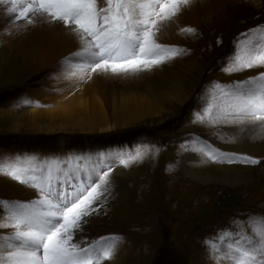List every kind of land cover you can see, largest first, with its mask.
<instances>
[{"label": "rangeland", "instance_id": "374dc122", "mask_svg": "<svg viewBox=\"0 0 264 264\" xmlns=\"http://www.w3.org/2000/svg\"><path fill=\"white\" fill-rule=\"evenodd\" d=\"M213 13L202 18L201 26H180L177 34L182 42L166 45L187 51L157 66L168 77L172 71L179 72L191 57L195 59L194 65L204 67L195 82L190 73L186 74L185 84L195 85L189 100L182 105L169 104L170 111L163 117L148 115L145 122L107 133L86 134L75 127L74 131L52 134L23 125L12 128L9 122L10 115L23 109L55 107L54 102L43 101L63 91L57 68L61 65L65 76L82 74L61 64L73 52L40 71H34L18 58L6 62L5 68L0 67V159L3 161L0 200L26 201L31 191L38 195L31 185L6 174L8 164L31 167L45 159L49 162L55 159L61 164L65 161L83 166L91 159V150H102L105 155L120 153L125 159L139 151L142 159L130 162L127 167L118 161L111 166L107 203L97 206L94 214L99 217L102 232L96 238L112 233L123 237L113 258L105 264H118V255L125 256L127 264H221L222 257H212L206 241L218 242L221 229L232 232L243 229L251 234L247 224L249 215H264V148L257 151L247 144L246 149L238 145V136L232 130L237 128L240 133L245 126H254L247 118L211 122L196 119V114L203 115L212 102L210 82L241 81L264 70L252 68L233 73L223 70L240 34L264 24V7L236 12L235 6L225 4L221 11ZM185 28H194L195 32H181ZM0 34L1 54L6 48L2 38L8 32ZM199 71L200 68L193 73ZM106 75L100 73L97 78L102 84L99 90L107 97L103 104L109 112L113 95L108 94L107 85H118L123 79ZM245 134L248 143L264 146V128L256 127ZM200 145L250 156L260 162L213 160L198 150ZM153 204L158 205V211L151 210ZM142 208L145 214L139 224H134V211L140 212ZM2 217L0 209V221Z\"/></svg>", "mask_w": 264, "mask_h": 264}, {"label": "snow or ice", "instance_id": "6c2138e0", "mask_svg": "<svg viewBox=\"0 0 264 264\" xmlns=\"http://www.w3.org/2000/svg\"><path fill=\"white\" fill-rule=\"evenodd\" d=\"M192 0H0L8 17L27 24H55L70 28L79 49L65 57L83 76L92 74H139L150 72L165 61L187 51L158 42L162 27L173 21ZM181 32H195L194 28ZM228 73L264 68V24L241 33L235 50L227 57ZM75 74V73H73ZM82 76V78H83ZM211 103L196 119H219L250 123L264 128V71L241 81L210 82ZM26 103L28 101H25ZM38 103V102H37ZM258 122V124H257ZM194 144L199 142L193 141ZM210 159L229 163L260 161L236 153L221 152L200 145ZM143 154L120 153L97 156L83 166H62L55 159L38 165L5 166L6 174L36 189V198L0 200V264H105L110 261L123 237L116 233L86 238V228L97 206L107 203L109 173L117 161L125 167ZM3 161L0 159V164ZM98 181V182H97ZM246 230L221 229L218 242L206 241L211 256L221 264H264V215L250 214Z\"/></svg>", "mask_w": 264, "mask_h": 264}, {"label": "bare ground", "instance_id": "6f19581e", "mask_svg": "<svg viewBox=\"0 0 264 264\" xmlns=\"http://www.w3.org/2000/svg\"><path fill=\"white\" fill-rule=\"evenodd\" d=\"M6 2L7 0H5ZM225 4L235 6V11L238 12L251 7L253 9L264 7V0H192L188 6L182 8L172 24L166 23L162 27L158 33V42L161 44L182 42L177 34L180 26H201L203 17L215 15L213 12L221 11ZM2 31H7L8 34L3 35L2 38L6 48L0 54V67L6 66V62L11 59L18 58L20 61L28 63L34 71H40L55 61H61L68 53L79 49V44L69 27L60 22L47 24L37 21V23L29 25L24 20L10 19L4 5H0V32ZM199 44H202V40ZM194 63L195 59L191 57L189 62L182 64L179 72L172 71L171 77H168L158 67L146 73L119 75L123 82L119 81L118 85H107L108 94L113 95L111 98L112 110L109 112L106 111L103 104V100H106L107 97L104 91L98 88L102 84L98 82L97 74H92L94 77L92 76L91 79L83 76V74L65 76L60 65L61 68H57V71L63 83V91L56 97H48L43 101L54 102L55 107L50 110L34 107L23 109L21 112L10 115L8 119L12 128L23 125L34 131H45L52 134L58 133V131H74L75 127L86 134H100L120 127L137 125L145 122L148 115L163 117L164 114L168 113L167 111H170L169 104L173 105L174 102H177L176 104L182 105L189 100L195 85L194 83L190 86L185 84L186 74L190 73L195 82L200 78L204 69V67L194 65ZM196 68H200V71L195 75L193 71L195 72ZM260 71L264 70L261 69ZM106 76L114 75L109 73ZM254 126H245L240 133H237L239 129L233 128L232 132L236 134V137L238 136L237 142L242 149H246L245 145L247 144L248 148L261 151L264 146L252 145L247 142L248 140L246 141L245 133L257 127ZM60 140L63 138L61 137ZM103 153L105 152L102 150L100 152L91 150L89 154L91 159H88L87 162L91 164L96 161L97 156H106ZM67 165L68 163L65 161L62 163L64 167ZM27 194L30 196L29 199L37 196L32 191ZM18 196L21 195L18 194ZM151 210L158 211V205L153 204ZM134 214L133 223L139 224L142 215L145 214V209L142 208L140 212L134 211ZM99 222L98 215H93L90 218V225L86 228V238L95 239L102 233L98 226ZM119 256H117L118 264H127L126 257Z\"/></svg>", "mask_w": 264, "mask_h": 264}]
</instances>
